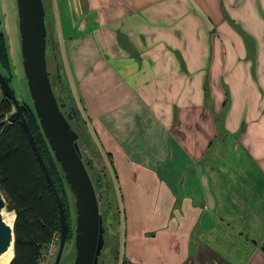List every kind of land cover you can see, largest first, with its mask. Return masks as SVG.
I'll use <instances>...</instances> for the list:
<instances>
[{
    "label": "crops",
    "instance_id": "0c3cea01",
    "mask_svg": "<svg viewBox=\"0 0 264 264\" xmlns=\"http://www.w3.org/2000/svg\"><path fill=\"white\" fill-rule=\"evenodd\" d=\"M52 2L121 193L120 264H264V0Z\"/></svg>",
    "mask_w": 264,
    "mask_h": 264
},
{
    "label": "water",
    "instance_id": "95a60500",
    "mask_svg": "<svg viewBox=\"0 0 264 264\" xmlns=\"http://www.w3.org/2000/svg\"><path fill=\"white\" fill-rule=\"evenodd\" d=\"M23 68L28 89L43 134L63 171L66 183L74 199L76 228L75 256L73 264H98L105 246L104 216L100 210L99 197L83 160L79 146V134L72 127L61 109L51 82L47 60L46 9L43 0H17ZM59 86L70 91L68 79L57 65ZM0 89L13 100L15 111L12 118L20 117L54 192L61 222L60 246L54 264H61L68 235L67 216L61 196L53 182L40 148L34 138L13 87L0 70ZM112 202L109 198L108 205ZM5 198L0 191V254L15 244L14 224L10 226L3 218Z\"/></svg>",
    "mask_w": 264,
    "mask_h": 264
},
{
    "label": "trees",
    "instance_id": "16d2710c",
    "mask_svg": "<svg viewBox=\"0 0 264 264\" xmlns=\"http://www.w3.org/2000/svg\"><path fill=\"white\" fill-rule=\"evenodd\" d=\"M46 25L48 31L47 20ZM49 32L53 41L51 30ZM47 43H49L48 34ZM5 47V35L0 32V63L4 66L8 64V57L4 51ZM55 62L59 86L57 65H59L61 72L64 71L57 55H55ZM0 70L2 71L1 68ZM5 77L10 82L9 77L6 75ZM62 90H66L70 99H74L67 86ZM22 110L61 196L69 232L68 217L70 215L69 200L71 194L69 186L43 134L33 106L26 103L22 105ZM14 111L13 100L0 89V191L5 198L4 208L15 214L14 255L0 259V264H41L40 261L48 243L55 233L61 232L60 212L52 187L21 118L11 117ZM73 112L75 114V110ZM69 122L71 123L70 120ZM71 125L74 128L72 123Z\"/></svg>",
    "mask_w": 264,
    "mask_h": 264
},
{
    "label": "rangeland",
    "instance_id": "374dc122",
    "mask_svg": "<svg viewBox=\"0 0 264 264\" xmlns=\"http://www.w3.org/2000/svg\"><path fill=\"white\" fill-rule=\"evenodd\" d=\"M44 3L47 10L46 20L48 24V70L54 86V92L63 112L69 118L79 134L78 142L83 153V160L94 182L100 201V210L104 215V227L106 229L105 248L102 250L98 264H120L118 259L120 256L117 251L119 244L121 243V221L123 217L121 211V193L119 187L116 186L117 178L112 172L111 162L107 158V154L104 152L101 142L99 141L90 122L87 121L80 106L77 104L75 99H70L69 93L66 90H62L58 86L55 55L59 58V52L54 18L51 15L52 9L55 8H52V0H44ZM50 30L52 32L53 41L51 33L49 32ZM0 32L5 35L6 47L4 51L8 57V64L4 66L0 63V68L4 74L9 77L10 84L13 87L20 103L22 105L27 103L33 106L23 68L17 0H0ZM74 110L75 114L73 112ZM109 197L111 198L112 206L108 205ZM69 202V237L66 241L61 264H73L76 251V214L72 194H70ZM6 212L11 211L3 208L2 215ZM1 255L2 254H0V259H2Z\"/></svg>",
    "mask_w": 264,
    "mask_h": 264
},
{
    "label": "built area",
    "instance_id": "2783aa9c",
    "mask_svg": "<svg viewBox=\"0 0 264 264\" xmlns=\"http://www.w3.org/2000/svg\"><path fill=\"white\" fill-rule=\"evenodd\" d=\"M60 233H55L51 239V241L48 243L47 247L45 248L42 258H41V264H54L59 246H60Z\"/></svg>",
    "mask_w": 264,
    "mask_h": 264
},
{
    "label": "bare ground",
    "instance_id": "6f19581e",
    "mask_svg": "<svg viewBox=\"0 0 264 264\" xmlns=\"http://www.w3.org/2000/svg\"><path fill=\"white\" fill-rule=\"evenodd\" d=\"M4 220L10 225L13 226L15 220V214L13 212H6L3 214ZM14 255V243H12L9 248L2 253V258L10 257Z\"/></svg>",
    "mask_w": 264,
    "mask_h": 264
}]
</instances>
